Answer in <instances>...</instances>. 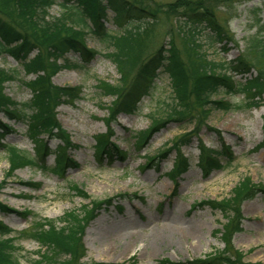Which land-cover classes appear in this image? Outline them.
<instances>
[{
    "label": "rangeland",
    "instance_id": "374dc122",
    "mask_svg": "<svg viewBox=\"0 0 264 264\" xmlns=\"http://www.w3.org/2000/svg\"><path fill=\"white\" fill-rule=\"evenodd\" d=\"M61 2L56 0L51 7L50 18L63 13ZM233 6L219 7L218 18L228 23L234 42H213L208 29L195 36L201 45L199 50H203L208 60L234 62L244 53L246 39L256 32L255 21H264V0L241 4L235 1ZM113 17L110 12L106 27L116 32ZM174 24L171 19L160 17L154 47L166 45L173 38L178 50L185 52L187 43L176 33L181 27L184 31L188 28L183 24L173 27ZM170 31H173L172 38ZM86 44L98 55L85 68L63 69L52 79L56 86L82 88L80 100L64 102L56 108L57 120L73 144L67 154L75 166L67 167L63 178L32 166L11 173L6 152L0 150V203L12 210V213H0V222L18 238L14 243L18 264L40 260L37 252L41 249L37 241L20 238L19 233L41 220H60L67 213L86 218L82 242L86 252L83 261L87 263L157 264L165 259L172 262L207 259L224 249L220 232L227 220L206 202L230 197L244 178L261 190L241 205V231L233 237V246L244 255V264H264V147L259 148L264 140V101L255 108H245L246 100L241 94L234 96L222 90L216 100L244 108L229 111L213 108L207 117H203L202 110L191 108L197 109L193 120L167 121L174 106V93L170 77L160 74L154 90L142 99L138 110L133 114H119L109 128L108 113L115 98L105 96L99 86L101 81L118 84L120 74L105 57L108 50L101 42L88 35ZM35 54L36 51L31 57ZM182 56L186 57L184 53ZM65 59L72 64L80 63L79 56L73 52ZM0 69L12 76L3 84V92L14 102L11 106L28 103L32 93L24 83L33 80L34 75H27L21 63L6 52H0ZM249 77L250 74H240L235 79L245 82ZM189 98L194 103L193 97ZM8 118L0 113L1 123L9 127L3 143L34 155L35 141L27 133L28 123ZM154 120L164 122L153 127ZM108 128L113 132L110 141L126 153V159L109 164L105 158L100 164L96 159L97 140ZM144 133L147 134L145 142L138 148L136 136ZM189 133H192L189 144L181 152L190 167L173 178L175 150L154 162L150 158L171 149L172 142ZM38 139L49 142L51 151L61 143L47 134H41ZM222 145L229 148L233 162L227 165L219 157L225 168L202 169L199 164L202 146L214 154ZM45 165L54 167L55 156H49ZM106 199H111V203L93 211V202ZM108 229L115 230L114 237L108 234ZM161 231L166 234V243L153 242L152 232ZM188 232L192 236L186 237ZM109 248L115 252L110 254Z\"/></svg>",
    "mask_w": 264,
    "mask_h": 264
},
{
    "label": "trees",
    "instance_id": "16d2710c",
    "mask_svg": "<svg viewBox=\"0 0 264 264\" xmlns=\"http://www.w3.org/2000/svg\"><path fill=\"white\" fill-rule=\"evenodd\" d=\"M235 1L241 4L250 0H62L59 5L63 13L50 18L49 10L56 0H0V52L10 54L21 63L27 75H34L33 80L24 83L31 90L30 101L19 107L11 106L14 102L3 92V84L12 76L0 69V113L28 123L27 133L35 141L36 150L34 155H29L15 146L5 145L1 131L6 132L7 126L0 124V150L6 152L10 172L32 166L63 178L66 168L75 166L67 154L73 144L57 120L56 108L64 102L81 99L82 88L56 86L52 79L63 69L85 68L97 56L98 53L86 44L88 35L106 47L108 52L105 57L120 74L118 84L101 81L99 86L105 96L115 98L109 108V120L121 112H136L141 100L154 90L160 74L170 77L174 93V106L167 121L193 120V113L197 109L202 110L203 117H207L208 111L213 108L223 111L242 109L243 106L216 100L215 97L222 90L234 95L242 94L246 108L259 106L264 96V21H255L256 32L246 39L244 53L231 63L208 60L203 50H199L201 45L195 37L208 29L211 41L234 42L228 23L226 25L219 21L218 9L233 6ZM110 12L118 28L116 32L106 27ZM161 16L171 19L175 23L173 27L183 24L188 28L184 31L181 27V31L176 33L182 42L187 43L185 52H180L176 47L173 31L169 32L172 39L166 45L153 46ZM35 51L36 54L31 57ZM71 52L79 56L80 63L72 64L65 59ZM182 53L186 55L184 59ZM252 70H255L254 75ZM240 74H250L251 77L239 82L235 76ZM189 97H193L194 103L189 102ZM154 122L153 127L160 126L164 121ZM41 134L60 140L55 151L50 150L48 142L38 139ZM190 134L150 160L162 159L174 149L176 159L171 176L184 173L189 162L180 148L187 144ZM110 135H102L97 140L96 159L100 164L105 158L109 164L113 160L123 161L126 158L125 152L110 142ZM146 135L144 133L138 137V148L145 142ZM260 147H264V143ZM51 154H55V166L48 168L45 162ZM219 157H223L227 165L234 160L228 147L222 146L220 151L212 154L202 146V169H223L225 166ZM260 190L248 178H244L230 197L206 202L227 220L220 232L224 243L222 251L203 260L172 262L165 259L157 264H244V255L234 249L233 237L241 231V205ZM110 203L111 199L93 202V211ZM8 212L12 213V210L0 203V213ZM85 222L86 218L67 213L60 220H41L31 229L20 232L19 237L33 239L41 246L37 252L40 260L32 264H94L83 261L86 257L82 242ZM13 233L0 222V264H18L14 255V243L18 238L12 236Z\"/></svg>",
    "mask_w": 264,
    "mask_h": 264
},
{
    "label": "bare ground",
    "instance_id": "6f19581e",
    "mask_svg": "<svg viewBox=\"0 0 264 264\" xmlns=\"http://www.w3.org/2000/svg\"><path fill=\"white\" fill-rule=\"evenodd\" d=\"M107 232H108V234H109L110 236H113V237L115 236V235H114V234H115V230H113V229H108ZM152 234H153L152 239L154 240L153 242H159V241H162V242L166 243V234H165L163 231H161V232H157L156 234L152 232ZM185 236H186V237H190V236H192V235H191V232L186 233ZM118 246H119V245H117V244L114 245L115 248H117ZM107 250H109V253H110V254H113V253L115 252V249H111V248H109V249H107Z\"/></svg>",
    "mask_w": 264,
    "mask_h": 264
}]
</instances>
